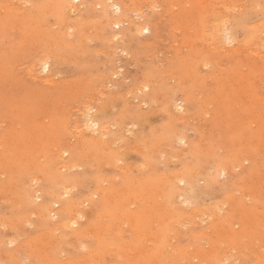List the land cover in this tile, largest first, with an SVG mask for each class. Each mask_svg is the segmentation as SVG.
<instances>
[{
  "label": "rangeland",
  "instance_id": "374dc122",
  "mask_svg": "<svg viewBox=\"0 0 264 264\" xmlns=\"http://www.w3.org/2000/svg\"><path fill=\"white\" fill-rule=\"evenodd\" d=\"M0 264H264V0H0Z\"/></svg>",
  "mask_w": 264,
  "mask_h": 264
},
{
  "label": "bare ground",
  "instance_id": "6f19581e",
  "mask_svg": "<svg viewBox=\"0 0 264 264\" xmlns=\"http://www.w3.org/2000/svg\"><path fill=\"white\" fill-rule=\"evenodd\" d=\"M73 3V2H72ZM72 5V4H71ZM70 8V7H69ZM120 8L117 6V10H119ZM68 11V10H67ZM66 11V12H67ZM117 12V11H116ZM110 15V14H109ZM113 16V15H112ZM121 21V20H120ZM111 23V22H110ZM118 24V23H117ZM145 27V26H144ZM148 32L149 31V29L148 28H144L143 29V32ZM44 70L46 71V70H48L49 68H50V65H49V63L47 62V63H45L44 65ZM43 82V81H42ZM47 84V83H46ZM86 112V111H85ZM84 112V113H85ZM87 113V112H86ZM88 114V113H87ZM84 116V115H83ZM88 116V115H87ZM207 116V115H206ZM85 117H86V115H85ZM77 124V123H76ZM79 124V123H78ZM94 124V123H93ZM95 126H96V124H94ZM94 127V126H93ZM86 130V129H85ZM87 133V132H86ZM82 135V134H81ZM83 138H85V136L83 135ZM102 141V140H101ZM104 143H106V142H104ZM119 156H121V155H119ZM17 158V157H16ZM125 168V167H124ZM118 186V185H117ZM66 187V186H65ZM67 188V187H66ZM67 191V190H66ZM64 197V196H63ZM89 197H91V196H89ZM118 224H119V222H118ZM91 225V224H90ZM119 230V229H118Z\"/></svg>",
  "mask_w": 264,
  "mask_h": 264
}]
</instances>
